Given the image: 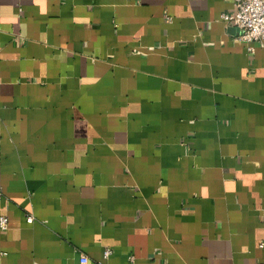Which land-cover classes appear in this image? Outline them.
Here are the masks:
<instances>
[{
    "label": "crops",
    "instance_id": "1",
    "mask_svg": "<svg viewBox=\"0 0 264 264\" xmlns=\"http://www.w3.org/2000/svg\"><path fill=\"white\" fill-rule=\"evenodd\" d=\"M230 8L0 0V264H264V41Z\"/></svg>",
    "mask_w": 264,
    "mask_h": 264
},
{
    "label": "built area",
    "instance_id": "2",
    "mask_svg": "<svg viewBox=\"0 0 264 264\" xmlns=\"http://www.w3.org/2000/svg\"><path fill=\"white\" fill-rule=\"evenodd\" d=\"M231 8L220 13L221 19L237 28L235 37L244 42L247 51L253 50V42L264 41V0H229ZM26 221L32 219L30 214L25 216ZM7 225V217L0 213V229ZM111 252L110 247L102 249V258ZM132 258L131 255L128 256Z\"/></svg>",
    "mask_w": 264,
    "mask_h": 264
}]
</instances>
